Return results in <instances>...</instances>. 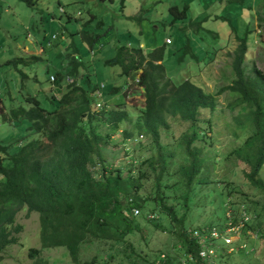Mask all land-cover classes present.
I'll return each instance as SVG.
<instances>
[{"label": "trees", "instance_id": "obj_1", "mask_svg": "<svg viewBox=\"0 0 264 264\" xmlns=\"http://www.w3.org/2000/svg\"><path fill=\"white\" fill-rule=\"evenodd\" d=\"M25 1L30 5L36 2ZM260 1L264 3V0ZM188 11L185 5L182 10L177 6L170 7L169 12L174 15L172 23H186L189 28L201 27V22L192 20ZM216 18L225 19L223 16ZM67 19L71 20V17ZM257 19L264 25V8L261 7L257 13ZM81 36L82 42L90 46L96 40L101 41L99 35L82 33ZM236 39L238 44L232 52L230 64L232 79L215 94L206 92L189 80L214 59L213 55L211 58L203 54L199 57L197 52L201 47H196V42L191 39H187L178 61L183 62L185 56H190L199 68L177 82L167 75L163 64L164 47L148 53L139 45L119 47L116 55L106 58L103 65L118 66L119 75L124 77L136 72L137 84L144 92L142 109L138 111L136 121L129 120L126 106L96 112L92 98L96 85L92 84L90 65L75 56L78 52L76 48L72 54L61 59L59 67L56 66L52 73L57 75L61 70V73L73 78V84L62 85L64 87L58 91L47 78L48 87L42 93L51 105L50 109L44 108L36 95L30 93L24 99L26 107L10 105L7 110L3 105L6 111L4 121L17 124L26 120L29 134L17 142V148L0 141V253L17 243L15 234L22 230V225L16 224V216L19 211L25 210L26 215L36 213L38 216L41 249L62 247L74 264H80L78 252L88 240L110 242L112 248L122 242L129 245L126 238L143 233V225L162 230L159 214L169 215L174 228L171 233L181 242L183 254H196L197 244L193 238H188L193 233H188L183 224L193 201L194 186L208 183L206 174L209 164L206 158L201 157L205 148L195 145L201 140L197 130L202 112H213L218 105V95L225 91L233 95L232 104L241 106L234 121L250 132L225 159L241 163L246 183L264 194V182L259 176L264 167V72L254 69L251 76L245 74L242 65L248 52L247 41L237 35ZM42 60V56L31 55L8 63L17 67L19 63L29 65ZM200 60H204L203 64H198ZM37 71L34 72V81L38 78ZM21 75L28 79L27 74ZM107 86L110 94L119 91L115 86ZM171 121L188 124L178 145L183 152L184 163L175 169V146L167 151L161 143L162 131L170 129ZM202 123L207 124L209 120ZM99 126L109 128L111 134L103 135ZM118 130H122L124 140L145 135L151 141L146 147L147 155L139 157L136 166H105L99 149L108 145L111 136ZM4 161H8L7 167L3 165ZM97 162L101 172L98 178L91 169ZM169 191L178 193V196L168 195ZM232 193L228 192L229 195ZM256 203L252 202V205ZM148 204L154 206L151 214L147 210L144 213ZM230 209L233 223L237 225L242 213L237 207L233 209L231 203ZM244 213L248 215L249 209L246 208ZM148 214H157L158 217L147 218ZM130 248L132 250L127 256L135 254L141 257L131 242ZM39 253L38 249L31 248L27 256L36 259ZM108 258L112 259L113 254L110 253ZM160 262L173 264L170 258ZM94 263L95 257L84 264ZM32 264L43 262L37 259Z\"/></svg>", "mask_w": 264, "mask_h": 264}, {"label": "rangeland", "instance_id": "obj_2", "mask_svg": "<svg viewBox=\"0 0 264 264\" xmlns=\"http://www.w3.org/2000/svg\"><path fill=\"white\" fill-rule=\"evenodd\" d=\"M184 5H188L191 19L199 17L201 27L189 28L186 23H172L174 15L169 12V8L177 6L182 10ZM260 7L264 8V3L261 5L259 0H36L33 5L27 4L25 0H0V141L3 144L11 143L13 148H17V142L27 138L29 134V123L26 120L17 124L4 121V106L7 110L10 105L27 106L24 99L30 93L36 95L44 108H51L42 91L48 87V72L53 73L54 68L58 67L61 61L59 54L65 47L69 50L76 48L78 56L92 67L98 60L113 58L117 49L122 46L136 47L141 43L142 50L147 53L164 47L163 64L167 75L177 82L194 74L195 69L199 68L191 60L193 57L185 56L183 62L178 61L187 39H191L196 42V47H201V54L205 57L209 55L208 58L213 55L214 59L189 80L206 92L217 93L232 79L231 55L238 43L237 35L239 38L245 37L248 45L246 60L242 65L245 74L251 76L254 69L264 72V25L257 22ZM68 16L71 20L67 19ZM217 16L225 19L216 18ZM82 33L99 35L101 41L96 40L90 46L82 42ZM53 34L57 35L56 40L51 39ZM34 38L37 43H34ZM65 39H68L70 46ZM166 39L171 44L167 45ZM40 43L46 48V56H42L44 61L29 65L19 63L17 67L8 63L15 58L27 56L24 46L32 51V48H39ZM92 47L95 49L93 55L89 51ZM173 51L176 52L175 55ZM33 54L39 55L41 51L37 49ZM102 69L108 79L92 74V84L102 79L107 85L120 87L116 96L106 98L110 102L106 108L121 109L127 105L128 112L133 116L128 115L129 120L136 121L137 111L142 109L144 94L143 88L136 83V72H131L125 78L119 75L118 66H103ZM35 70L37 81H34ZM23 73L28 75V79L21 75ZM54 85L59 86V82L55 81ZM233 101L230 91H225L218 95V105L212 113L202 112L197 130L201 140L195 145L205 148L201 157L206 158L209 164L206 174L208 183L194 186L193 201L189 212L185 214L183 226L188 233L197 230L198 233L194 236H201L204 231L211 232L213 228L224 227L222 236L232 239L231 244L236 251L227 254V245L225 249L223 243L215 241L217 254L225 255V260H220V264H264V238H253L264 236V194L246 183L241 163H231L229 159H225L250 133L234 121L240 113V106L232 104ZM206 120L209 123H202ZM126 127L129 128V125ZM187 128L188 124L171 121L170 129L162 131L161 142L165 149L171 151L175 146L174 169L184 163L183 152L178 145ZM99 131L103 135L111 133L105 126H99ZM137 136L135 141L132 139L124 142L123 132L118 130L108 145L99 149L100 156L105 159V166H136L138 158L145 157L148 153L140 149V146H147L149 142L145 136ZM3 165L7 167L8 161H4ZM99 168L98 162L91 167L97 178L101 173ZM259 176L264 182V167ZM229 191L233 193L229 195ZM167 194L178 196V193L172 194V191ZM252 202H257L258 205H252ZM230 203L233 209L239 208L242 214L246 208L249 209L247 217L244 216L243 220L239 217L241 222H245L243 228L242 225L236 228L232 217H228L231 215ZM153 209L154 206L148 204L144 213L147 210L151 214ZM26 213L25 210L18 212L16 224L22 225V230L15 234L17 243L0 253V264H32L37 259L43 264H74L62 247L41 249L38 216L36 213ZM150 214L147 218L159 216L162 230L143 225V233L138 232L126 238L129 245L122 242L112 248L110 242L88 240L78 252L80 264L90 263L94 257V264H160V260L163 262L168 258L173 264H181L188 253L183 254L181 242L171 233L174 228L169 215ZM130 242L135 252L140 253V258L135 254L127 256L132 250ZM244 243L247 247L244 246L241 250L239 247ZM31 248L40 251L36 259L27 256ZM110 253L113 254L112 259L108 258Z\"/></svg>", "mask_w": 264, "mask_h": 264}, {"label": "clouds", "instance_id": "obj_3", "mask_svg": "<svg viewBox=\"0 0 264 264\" xmlns=\"http://www.w3.org/2000/svg\"><path fill=\"white\" fill-rule=\"evenodd\" d=\"M226 1H228V0H226ZM260 1V0H259ZM261 2V1H260ZM261 5H262V3H261ZM187 7H188V5H186ZM260 9H261V7H260ZM260 9H259V11H260ZM262 9H263V7H262ZM188 10H189V8H188ZM258 11V12H259ZM199 20V17H196L195 19H192V20ZM257 22H258V19H257ZM260 24V23H259ZM262 25V24H261ZM213 31H215V29H213ZM27 34H29L28 36H30V32L28 31L27 32ZM74 35V34H73ZM72 35V36H73ZM51 39H53V40H56L57 39V35H55V34H53L52 36H51ZM66 41H67V45H69V43H68V39H65ZM237 40V39H236ZM165 43L168 45V44H171V41L169 40V39H166L165 40ZM43 43H41V45H40V47L39 48H37V49H39L40 51H41V54H39V55H37V56H43V55H45L46 56V48L44 49L43 47V45H42ZM238 44V43H237ZM70 46V45H69ZM140 47V46H139ZM130 48V47H129ZM141 48V47H140ZM37 49H35V48H33V49H31L32 51H30L29 49H26V55L27 56H31V55H36V54H33V51H36ZM235 50V49H234ZM61 51H62V53H60L59 55H61V59H65L68 55H70V54H72V52H74V48L73 49H71V50H69L68 49V47H65V48H63V49H61ZM89 51L92 53V55H93V52L95 51V49L92 47V48H89ZM144 51V50H143ZM30 52V53H29ZM145 52V51H144ZM145 53H147V52H145ZM197 54H199V57H202V54L201 53H199V52H197ZM78 56V52L76 51V54H75V56ZM27 56H25V57H27ZM204 57V56H203ZM204 61V60H200L199 62L200 63H198V64H203L202 62ZM61 62V61H60ZM104 62H105V59H103V60H98L97 61V63H95V66L94 67H92V65H90V72L92 73V74H97L98 75V77L100 78H102V79H108V77H107V74H106V72H104V73H102L103 71V64H104ZM194 62V61H193ZM195 63V62H194ZM187 65V64H186ZM194 65H196V63L194 64ZM58 67H59V65H58ZM129 76H127V77H125V78H128ZM48 79H49V81H50V84H52V86L53 87H56V89L58 90V91H60L61 89H62V87H64V86H62V85H70V84H73V82H74V80H73V78H71V77H69V76H67V75H65L64 73H61V70L59 71V73L57 74V75H54V74H49V76H48ZM102 79H99L100 81H98V82H96V88H95V90H94V92H93V95H92V98L94 99V102H95V107H96V112H99V111H101V110H105V111H111V110H108L106 107L107 106H109L110 105V102L109 101H107L106 100V98L108 97V96H110L111 95V97H114V96H116L117 95V93L120 91V88L118 87V86H115V87H117L118 89H119V91H117V93L116 94H110L109 93V91H110V88L107 86V84L104 82V81H102ZM55 81H58L59 82V86H55L54 85V82ZM137 81H138V78L136 77V83H137ZM110 87H113V85H111ZM140 87V86H139ZM109 89V90H108ZM203 89V88H202ZM108 90V91H107ZM215 94V93H214ZM116 105V104H115ZM117 106H119V105H117ZM126 107H127V105H125ZM241 107V106H240ZM128 108V107H127ZM112 110H114V108L112 109ZM128 111V110H127ZM139 111V110H138ZM138 111H137V114H138ZM204 111H207V110H204ZM208 112H210V111H208ZM129 113V112H128ZM212 113V112H211ZM129 116H131V117H133L132 115H130V113L128 114ZM241 127V126H240ZM243 128H244V126H243ZM111 134V133H110ZM116 134V133H115ZM114 134V135H115ZM114 135H112L111 136V139H112V137L114 136ZM141 136V135H140ZM145 135H143V137H144ZM161 136H162V134H161ZM135 137L136 136H133L131 139H128V140H124V142H126V141H129V140H132V141H135L136 139H135ZM137 137H139V135L137 136ZM146 137V136H145ZM147 138V140L148 141H150L149 140V138L148 137H146ZM111 139H110V141H111ZM162 143V142H161ZM142 144H144V143H142ZM163 146H165L164 144H162ZM106 145H104V147H105ZM101 147H103V146H101ZM100 147V148H101ZM146 147L147 146H144V145H142V146H140V149H143V150H145L146 151ZM245 226V225H244Z\"/></svg>", "mask_w": 264, "mask_h": 264}, {"label": "built area", "instance_id": "obj_4", "mask_svg": "<svg viewBox=\"0 0 264 264\" xmlns=\"http://www.w3.org/2000/svg\"><path fill=\"white\" fill-rule=\"evenodd\" d=\"M137 212L133 211V214L135 215ZM244 216L247 217V215L243 212L241 215V220H243ZM228 217H231L228 215ZM245 222L238 221L237 225H234L236 228L239 225H242V228L244 227ZM241 228V229H242ZM240 229V230H241ZM239 230V231H240ZM198 231L194 230L193 235L189 236L190 238H193L195 243L197 244V252L196 254H193L189 252L184 259L181 261V264H220V260H225V255L223 254H217V250L215 249V241H220L221 243L227 245L229 249H226V253L230 254L236 251V248L232 246V239L230 240L229 236H222L224 233V227H217L213 228L211 232H203L201 236H194L197 234ZM231 233V232H228ZM240 246L239 248H241ZM218 262V263H217Z\"/></svg>", "mask_w": 264, "mask_h": 264}, {"label": "crops", "instance_id": "obj_5", "mask_svg": "<svg viewBox=\"0 0 264 264\" xmlns=\"http://www.w3.org/2000/svg\"><path fill=\"white\" fill-rule=\"evenodd\" d=\"M29 35V34H28ZM34 43H37V40L34 38ZM40 45H41V43H40ZM139 46L140 47H142V44L140 43L139 44ZM28 46H24L23 48L24 49H29V47L27 48ZM130 47H132V46H130ZM33 49V48H32ZM35 49H37V48H35ZM30 53V52H29ZM97 63V62H96ZM102 71H104V69L102 70ZM52 74V73H51ZM258 237H262V238H264V236H254L253 238H258ZM245 241V240H244ZM240 242H241V240H240ZM241 245V244H240ZM242 247L240 248L241 250H243V248H244V246H246L247 247V244L246 243H244V245H241Z\"/></svg>", "mask_w": 264, "mask_h": 264}]
</instances>
